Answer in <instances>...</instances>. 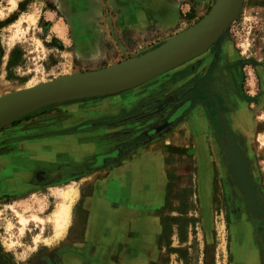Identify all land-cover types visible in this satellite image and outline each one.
<instances>
[{
  "label": "rangeland",
  "instance_id": "obj_1",
  "mask_svg": "<svg viewBox=\"0 0 264 264\" xmlns=\"http://www.w3.org/2000/svg\"><path fill=\"white\" fill-rule=\"evenodd\" d=\"M108 2L0 0V92L124 62L202 17L182 21L166 35L134 33L119 27ZM214 2L208 0L201 15ZM12 57L17 61L9 64ZM189 97L194 103L184 112L178 107ZM36 113L84 122L85 164L117 147L122 155L105 166H82L66 181L0 198V264H263L264 218L249 210L227 150L239 169L248 167L255 188L248 186L254 198L252 204L247 196L248 203L263 212L258 207H264V0H244L216 42L159 76L26 116ZM109 180L121 182L115 198L122 203L109 206L113 214L96 218L107 234L95 233L83 246V200ZM64 204L67 221L57 230L55 215ZM131 204L142 210L136 211L137 229L130 224ZM81 252L99 256L90 263Z\"/></svg>",
  "mask_w": 264,
  "mask_h": 264
},
{
  "label": "crops",
  "instance_id": "obj_2",
  "mask_svg": "<svg viewBox=\"0 0 264 264\" xmlns=\"http://www.w3.org/2000/svg\"><path fill=\"white\" fill-rule=\"evenodd\" d=\"M194 2L196 4L193 5ZM206 2L208 0H109L108 5L117 12L121 29L166 35L174 32L182 21L201 17ZM76 122L65 117L57 119L49 113H36L0 129V198L24 194L42 185L34 177L39 168L48 171L52 180L57 182L81 173L84 170L80 166L84 160V143L81 141L84 131L67 129ZM51 169L55 175H51ZM99 197L94 189L92 196L83 200V207L87 210L86 241L83 246L88 247L93 235L104 230L96 218L103 212L106 197L102 195L103 200ZM97 198L100 203L96 201ZM133 208L131 204L130 224L137 229L140 227L141 213L136 211L142 210L134 208L132 214ZM131 243L135 244L136 241ZM133 244L131 247L135 248L136 244Z\"/></svg>",
  "mask_w": 264,
  "mask_h": 264
},
{
  "label": "water",
  "instance_id": "obj_3",
  "mask_svg": "<svg viewBox=\"0 0 264 264\" xmlns=\"http://www.w3.org/2000/svg\"><path fill=\"white\" fill-rule=\"evenodd\" d=\"M244 0H215L207 13L187 29L170 36L165 42L124 62L104 68L62 75L28 88L12 90L0 97V129L12 122L54 103L101 96L119 92L160 75L204 52L216 42L238 16ZM224 122V134H229ZM228 132V133H227ZM227 154L238 184L245 192V184L255 190L246 164L236 166ZM38 171L36 177L38 178ZM245 200L249 210L264 217ZM257 205L258 199L256 198ZM264 233V230H262Z\"/></svg>",
  "mask_w": 264,
  "mask_h": 264
},
{
  "label": "flooded vegetation",
  "instance_id": "obj_4",
  "mask_svg": "<svg viewBox=\"0 0 264 264\" xmlns=\"http://www.w3.org/2000/svg\"><path fill=\"white\" fill-rule=\"evenodd\" d=\"M186 103V104H185ZM194 102L192 101V98H187V100H183L181 103H180V105H179V107L178 108H180L181 106H184L183 108H182V111H184V112H187L188 110H189V108L191 107V105L193 104ZM223 117V126H224V122H225V118H224V116H222ZM56 118L57 119H62V118H64V117H62V115H60V116H56ZM19 120H17V121H15V123L16 122H18ZM84 122H82V123H80V124H76V125H74V126H72V129L71 130H69V131H73V130H75V131H84V128H85V125L83 124ZM90 124H92V123H90ZM98 122H97V124H95V123H93L92 124V127L93 128H95L96 126H98ZM89 126V125H88ZM162 128H164V126L162 127ZM161 129V128H160ZM155 130H157L156 128H155ZM155 130L153 131V132H155ZM74 132V131H73ZM153 132H149L148 133V135L149 134H153ZM225 135V134H224ZM117 148H119V150H118V153L116 154V155H113V154H111V152L113 151V150H116ZM117 148H114L113 150H111V151H108V152H106V153H101V154H97L96 156H95V163L93 162V163H89V164H85L84 163V160H83V162H81L80 163V166H105V164L107 163V161L109 160V159H116L117 158V156H118V158L122 155V151H120V147H117ZM122 150V149H121ZM98 157H101V160L100 161H98ZM79 166V165H78ZM40 170H43L44 171V173H43V177L42 178H40L39 180H37L38 178L36 177V173L38 172V171H40ZM34 177H35V180L36 181H38V183H40V184H42V185H40V186H42V187H45L46 186V184H49V183H51V182H53L54 180H52V176H50V174L48 173V171H46L45 169H43V168H39V169H37L36 170V172H35V174H34ZM117 185L119 186V189L121 188V191H122V184H121V182L119 181H117L116 182V180H109L106 184H102V185H99L98 187H97V194H99L100 195V197L99 198H101V196L103 195L104 197H106V199H105V202L106 203H104V205H103V212H101V216H99L98 218H100V219H103V218H106L107 216H108V214H113V211H110V205L112 206L113 204H121L122 203V199L121 198H118L117 200H116V198H115V195H116V188H117ZM116 187V188H115ZM245 191H246V194H247V196H248V199L250 200V192L248 191V189L246 190V188H245ZM109 196H113V199L112 198H109ZM6 197V196H5ZM2 198H4V197H2ZM110 199H112V200H110ZM258 199V198H257ZM101 200H103V197L101 198ZM98 203H100V199H98L97 198V200H96ZM251 201V200H250ZM252 202V201H251ZM105 204H107V205H105ZM258 204H259V201H258ZM259 206H260V204H259ZM261 207V206H260ZM249 208V207H248ZM261 208H264V207H261ZM252 213V212H251ZM253 214V213H252ZM254 215V214H253ZM255 216V215H254ZM257 217V216H256ZM260 218H264L263 216H261ZM100 223V222H99ZM106 224L105 223H103L102 222V228L104 229V230H102L101 232H100V234H102V235H105V234H107V232H106ZM262 230H264V229H262ZM262 230L260 231V237H261V239H262ZM263 240V239H262ZM264 241V240H263ZM77 254H79V253H77ZM79 256V255H78ZM80 256H81V258L83 259V260H85V261H88V262H94L95 260H97V258H98V256L99 255H97V256H87L85 253H80ZM263 264H264V255H263Z\"/></svg>",
  "mask_w": 264,
  "mask_h": 264
},
{
  "label": "bare ground",
  "instance_id": "obj_5",
  "mask_svg": "<svg viewBox=\"0 0 264 264\" xmlns=\"http://www.w3.org/2000/svg\"><path fill=\"white\" fill-rule=\"evenodd\" d=\"M196 57V56H195ZM194 58V57H193ZM192 59V58H191ZM190 60V59H189ZM187 62V61H186ZM185 63V62H184ZM157 76H159V75H157ZM156 77V76H155ZM154 78V77H153ZM12 85V84H11ZM31 86H33L32 84L31 85H25V86H23V87H18V86H16L17 88L15 89V90H19V89H23V88H28V87H31ZM1 91V90H0ZM165 93H166V91H165ZM4 94V96L6 95V92L5 91H3V92H0V95H3ZM7 96V95H6ZM1 97V96H0ZM3 97V96H2ZM1 97V98H2ZM177 106V105H176ZM246 111V110H245ZM245 113V112H244ZM246 114V113H245ZM248 115H244V114H242V115H240V119H241V121L242 122H247L249 119H248V117H247ZM239 122H240V120H239ZM231 143H232V141H231ZM232 146H234V145H232ZM235 147V146H234ZM233 147V148H234ZM232 149V148H231ZM231 149H230V151H231ZM237 150V149H236ZM235 151V150H234ZM236 152V151H235ZM231 153V152H230ZM232 154V153H231ZM233 155V154H232ZM234 156V155H233ZM233 159V158H232ZM238 160V159H237ZM240 161H241V159H240ZM237 165H239V164H237ZM236 165V166H237ZM239 169V168H238ZM90 173H93V172H90ZM245 188H246V190L248 189V185L247 184H245ZM251 196V195H250ZM251 199H254V198H252V196H251ZM255 201V200H254ZM250 202V201H249ZM250 203H252V202H250ZM253 204V203H252ZM255 205V204H254ZM60 206V205H59ZM253 206V205H252ZM255 206H253V208H254ZM67 206L64 204V205H61L59 208H58V211H57V213H56V215H55V223H56V229L57 230H61V229H63V226H64V222H65V220L67 219L66 218V216H67ZM21 221L22 222H26V219L23 217V216H21ZM67 221V220H66Z\"/></svg>",
  "mask_w": 264,
  "mask_h": 264
},
{
  "label": "trees",
  "instance_id": "obj_6",
  "mask_svg": "<svg viewBox=\"0 0 264 264\" xmlns=\"http://www.w3.org/2000/svg\"><path fill=\"white\" fill-rule=\"evenodd\" d=\"M17 59L15 57H12L11 60H9V64L16 63Z\"/></svg>",
  "mask_w": 264,
  "mask_h": 264
}]
</instances>
